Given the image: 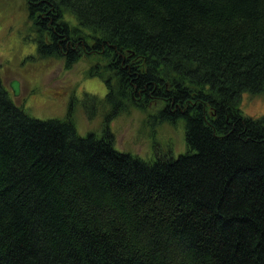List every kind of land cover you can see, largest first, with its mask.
Wrapping results in <instances>:
<instances>
[{
    "label": "trees",
    "instance_id": "1",
    "mask_svg": "<svg viewBox=\"0 0 264 264\" xmlns=\"http://www.w3.org/2000/svg\"><path fill=\"white\" fill-rule=\"evenodd\" d=\"M68 64L91 77L112 117L161 103L186 152L144 161L113 133L83 137L39 120L0 77V264H264V0H27ZM78 26H73L68 18ZM104 62V63H102Z\"/></svg>",
    "mask_w": 264,
    "mask_h": 264
},
{
    "label": "rangeland",
    "instance_id": "2",
    "mask_svg": "<svg viewBox=\"0 0 264 264\" xmlns=\"http://www.w3.org/2000/svg\"><path fill=\"white\" fill-rule=\"evenodd\" d=\"M73 26L77 23L68 17ZM45 40L29 20L27 0H0V77L14 103L26 114L39 120H71L79 135L102 136L110 130L118 151L132 154L144 161L161 154L177 159L186 152L184 126L179 121L153 125L161 103L131 105L113 118V106H98L107 94L100 77L89 71L98 65L97 58L82 55L68 64L58 55L43 56L38 52ZM104 63V62H102ZM17 80L20 94L15 97L9 84ZM240 110L245 116H264V95L242 94Z\"/></svg>",
    "mask_w": 264,
    "mask_h": 264
},
{
    "label": "water",
    "instance_id": "3",
    "mask_svg": "<svg viewBox=\"0 0 264 264\" xmlns=\"http://www.w3.org/2000/svg\"><path fill=\"white\" fill-rule=\"evenodd\" d=\"M9 86L12 89L14 96H19V94H20V83H19V81L13 80L9 84Z\"/></svg>",
    "mask_w": 264,
    "mask_h": 264
}]
</instances>
